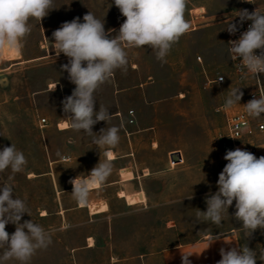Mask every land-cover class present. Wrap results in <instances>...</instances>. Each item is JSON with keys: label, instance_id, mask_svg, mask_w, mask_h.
Here are the masks:
<instances>
[{"label": "rangeland", "instance_id": "374dc122", "mask_svg": "<svg viewBox=\"0 0 264 264\" xmlns=\"http://www.w3.org/2000/svg\"><path fill=\"white\" fill-rule=\"evenodd\" d=\"M258 6L264 10V0H188L185 20L190 31L172 46L166 62L147 46L128 49L127 70L117 69L94 93L95 110L107 108L112 119L95 124L93 132L117 126L120 141L107 151L114 150L118 157L133 154L112 162V173L100 191L90 192L88 202L105 199L109 205L106 216L98 217H91L73 198L69 181L90 174L105 159L104 150L83 131L58 128L68 123L62 101L75 85L62 70L68 58L57 57L53 50L52 33L76 17L83 22L91 11L115 36L126 18L113 0H54L55 9L41 23L30 19L31 33L19 54L0 56V150L15 144L28 161L25 171L11 181L10 170L0 173V183H12L14 194L26 198L31 216L24 214L21 223L32 219L54 230L52 243L37 250L29 264H142V258L175 253V248L199 243L207 234L224 236L231 229H237L243 246L257 252L256 264H264V230L258 228L248 237L233 218L235 201L219 225L197 219L198 209L207 210L206 196L218 191L219 174L227 164L221 148L226 115L242 110L252 85L251 76L240 75L233 66L226 28L230 22L241 25L240 10L252 12ZM219 76L225 82H212ZM235 88L243 92L240 104L225 110L229 91ZM245 145L257 158L264 156V133H254ZM176 151L183 161L167 171L166 156L170 159ZM130 163L136 178L145 169L151 172L135 180L148 195L147 205L135 209L118 196L130 188L112 184ZM15 227L9 223L5 230L11 235Z\"/></svg>", "mask_w": 264, "mask_h": 264}, {"label": "clouds", "instance_id": "9594fccd", "mask_svg": "<svg viewBox=\"0 0 264 264\" xmlns=\"http://www.w3.org/2000/svg\"><path fill=\"white\" fill-rule=\"evenodd\" d=\"M247 2L253 3V0ZM53 3L54 0H0V56L12 51L19 54L23 41L31 33L30 19L41 23L55 9ZM113 3L126 18L115 36L111 35L114 30L105 31L104 21L91 11L83 16V22L76 17L52 33L53 50L57 57L64 54L68 58L62 70L75 85L72 94L62 101L68 127L92 136V143L104 150L105 159H100L90 174L69 181L73 185L71 194L81 206L88 203L90 189L102 184L112 173V154L107 149L115 148L120 141L117 126L93 132L95 124L112 119L107 108L99 106L95 110L94 93L117 69L127 70L128 49L147 46L158 60L166 62L172 46L190 31V24L185 20L188 0H113ZM237 16L241 24L245 20L252 23L238 40L229 41V51L233 61L242 58L238 64L242 73L257 77L264 74V10L259 6L252 12L243 9ZM226 29L231 34L238 31L237 25L231 22ZM242 96L240 88L231 89L224 109L240 104ZM244 107L249 116L260 117L264 114V95L251 99ZM68 142L74 143L71 138ZM224 159L228 163L219 174L218 191L206 196L207 210L198 209L197 219L219 225L235 201L233 218L242 223L250 237L256 229L264 230V156L257 158L249 151L236 148L228 150ZM27 163L15 144L0 150V173L10 170L9 181L15 174L24 172ZM26 213L31 216L26 198L14 194L12 183H0V250H3L0 264L10 260L29 264L37 250H46L52 243L53 229L46 230L32 219L21 223ZM9 223L16 226L11 235L5 230ZM192 254L182 253V264H191ZM220 256L217 264H256L257 261V252L248 246L221 248ZM261 257L264 261V254Z\"/></svg>", "mask_w": 264, "mask_h": 264}, {"label": "crops", "instance_id": "0c3cea01", "mask_svg": "<svg viewBox=\"0 0 264 264\" xmlns=\"http://www.w3.org/2000/svg\"><path fill=\"white\" fill-rule=\"evenodd\" d=\"M66 130H68V129H66ZM60 131H62V130H60ZM63 131H65V130H63ZM108 151L112 152L115 156V159L112 160V162L118 161V159H120V158H127V157L133 156L132 153H127L124 156L118 157V156H116L114 150H108ZM165 164H166L167 171L171 170L168 168L169 166H168V162H167V156H166ZM129 166L130 167H123L119 170V179H118V181H116L112 184H125V183H122L120 181L121 180L120 171L123 169L130 168V170L133 171L135 179L132 180L131 182H129L127 185H124V187H129L131 190H134V191L144 190L145 195H146V203L136 204L135 206L134 205L133 206L128 205V206L131 207L132 209L146 206L147 205V197H148L147 192L137 182H135V180L137 178L139 179L141 177L150 176L151 175L150 169H145L143 171V175L142 176L139 175L136 178V173H135V170L133 168L132 163H130ZM147 172L149 173L148 175H146ZM100 188H101V185L98 188L99 190L94 189V190H90V192L91 191H100ZM124 189H127V188H124ZM124 189H122V190H124ZM100 201H105L107 203V206H108L107 211L104 213H101V214L91 216V217H98L100 215L106 216V214L109 210L108 202L105 199L100 200ZM90 202H92V201H90ZM90 202H88V203H90ZM93 202H95V201H93ZM96 202H98V201H96ZM236 230L237 229H231L230 233H228L224 236H219V237H214V236H211V234H207V235H205L204 239L201 240V242H199V243H192L189 245H184V246H180L178 248H175V251H176L175 253L150 255L148 257H145L146 259L142 258L143 259V260H141L143 262L142 264H146L147 262H151L153 260L160 261L163 264H182V253H185V254L193 253L189 257L191 264H217V262L221 259V256H220V249L221 248H224L225 250H230L233 247L238 248L239 246H243L242 240L237 235ZM210 237H211V240H210Z\"/></svg>", "mask_w": 264, "mask_h": 264}, {"label": "built area", "instance_id": "2783aa9c", "mask_svg": "<svg viewBox=\"0 0 264 264\" xmlns=\"http://www.w3.org/2000/svg\"><path fill=\"white\" fill-rule=\"evenodd\" d=\"M251 23H252L251 21L245 20L241 25L237 26L238 31L235 34H231L227 31L226 36H227L228 51H229V41L238 40L240 35L244 31H247ZM256 52L257 54H259V50H256ZM241 59L242 58H237V60L233 61L231 57L234 68L238 71L240 75H243V73L238 68V64L241 62ZM249 75L252 78V85H251V89L249 90L246 96L245 101L243 102L242 110L238 111L232 116L226 115L225 137L224 140L221 142V148L224 154H226L228 150H235L236 148L249 151L248 148H246L245 142L250 141L254 133H264V114H261V116L258 118L251 117L247 114L244 107V105L251 99L253 98L258 99L259 95H264V81H263L264 74H258L257 77L252 74ZM212 82L215 83L225 82V77L219 76L215 78ZM41 123L43 124L46 123V120H42ZM177 152L179 151H176L174 153ZM169 160L171 161V158ZM226 163H228V161H226Z\"/></svg>", "mask_w": 264, "mask_h": 264}, {"label": "bare ground", "instance_id": "6f19581e", "mask_svg": "<svg viewBox=\"0 0 264 264\" xmlns=\"http://www.w3.org/2000/svg\"><path fill=\"white\" fill-rule=\"evenodd\" d=\"M50 88L51 89L55 88V85L52 84L50 86ZM58 128H59V130H62V131L69 129L68 123L62 122L58 125ZM111 154H112L111 159L114 160L115 156L112 152H111ZM167 162H168V166H169L168 168L169 169H174L177 165H180L182 163V162L181 163H174V162L169 160L168 156H167ZM121 179H122V183H125L127 185L129 182L134 180L133 171H131L130 168L122 170L121 171ZM99 187H100V185H97V186H94L93 188H91L90 190L98 189ZM118 196H119V198L124 199L125 202L127 203V205H129V206H133V205L135 206L136 204L146 203V195H145L144 190L134 191V190H130V189H124V190L119 192ZM81 207H87L90 215L101 214V213L106 212L108 209L107 203L105 201H98V202L92 201V202L87 203L86 205L81 206ZM89 245L90 246L92 245L91 239H89Z\"/></svg>", "mask_w": 264, "mask_h": 264}, {"label": "water", "instance_id": "95a60500", "mask_svg": "<svg viewBox=\"0 0 264 264\" xmlns=\"http://www.w3.org/2000/svg\"><path fill=\"white\" fill-rule=\"evenodd\" d=\"M170 158H171V161L174 162V163H180L182 161V158H181V155L179 152L177 153H172L170 155Z\"/></svg>", "mask_w": 264, "mask_h": 264}]
</instances>
